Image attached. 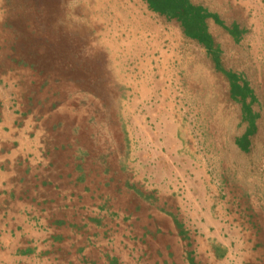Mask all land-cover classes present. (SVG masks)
<instances>
[{"label":"rangeland","instance_id":"rangeland-1","mask_svg":"<svg viewBox=\"0 0 264 264\" xmlns=\"http://www.w3.org/2000/svg\"><path fill=\"white\" fill-rule=\"evenodd\" d=\"M67 1L9 0L7 16L20 59L44 67L54 62L55 70L37 72L39 81L49 75L55 102L65 101L53 110L75 114L59 115L50 139L84 140L91 147L89 168L102 147L120 161L151 157V164L163 163L166 171L178 164L176 179L168 183L163 174L151 190L171 196L205 192L214 219L229 225L220 237L236 251L238 241L247 240L254 258L260 228L264 233V0H199L213 14L211 32L229 50L226 67L240 86L233 88L178 21L151 11L145 1L84 0L81 7ZM74 11L83 22L72 21ZM79 76L90 87L79 84ZM241 88L248 92L243 99L236 94ZM129 115L154 132L144 136L151 145L140 142L141 136L128 139ZM158 127L167 131L157 134ZM113 137L123 144L117 153ZM189 198L187 204L193 203Z\"/></svg>","mask_w":264,"mask_h":264},{"label":"crops","instance_id":"crops-1","mask_svg":"<svg viewBox=\"0 0 264 264\" xmlns=\"http://www.w3.org/2000/svg\"><path fill=\"white\" fill-rule=\"evenodd\" d=\"M9 3L0 0V264H264L263 228L253 258L247 240L238 241L236 251L230 239L220 237L229 225L214 219L208 194L151 190L164 175L168 183L176 179L178 164L166 171L163 163L151 164V157L120 161L102 147L89 168L91 147L84 140L50 139L59 115L75 114L54 111V104L60 108L65 101L55 102L49 75L38 80L37 72L55 70L54 62L26 64L15 52ZM79 14L74 11L72 21L83 22ZM79 77V84L90 87ZM37 86L41 90L35 92ZM135 116L129 115L125 128L128 139L141 136L148 144L144 136L154 132ZM113 143L117 153L123 144L117 137Z\"/></svg>","mask_w":264,"mask_h":264},{"label":"trees","instance_id":"trees-1","mask_svg":"<svg viewBox=\"0 0 264 264\" xmlns=\"http://www.w3.org/2000/svg\"><path fill=\"white\" fill-rule=\"evenodd\" d=\"M147 3L148 8L164 17L165 19H175L179 22L183 35L196 43L197 47L204 53L207 59L210 60L215 70L232 84L233 87H240L235 82V74L226 67L227 54L222 42L218 40L210 30L209 19L212 13L199 0H143ZM217 23L221 21L214 19ZM223 28L231 32L232 37H238L237 32L232 26L224 25ZM236 37V38H237ZM246 92L241 88V93H236L241 99L245 97ZM235 94V91H233Z\"/></svg>","mask_w":264,"mask_h":264}]
</instances>
